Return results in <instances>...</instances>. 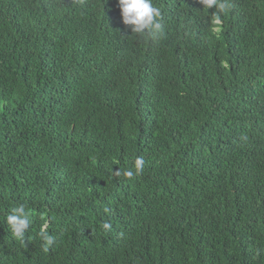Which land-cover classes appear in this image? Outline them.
Masks as SVG:
<instances>
[{
    "label": "trees",
    "instance_id": "1",
    "mask_svg": "<svg viewBox=\"0 0 264 264\" xmlns=\"http://www.w3.org/2000/svg\"><path fill=\"white\" fill-rule=\"evenodd\" d=\"M153 3L0 0V264H264V0Z\"/></svg>",
    "mask_w": 264,
    "mask_h": 264
},
{
    "label": "clouds",
    "instance_id": "2",
    "mask_svg": "<svg viewBox=\"0 0 264 264\" xmlns=\"http://www.w3.org/2000/svg\"><path fill=\"white\" fill-rule=\"evenodd\" d=\"M202 5V9H215L211 16V25L216 31L220 30L222 24L221 15L231 11L230 0H198ZM119 7L121 22L125 26H130L132 34L140 39H147L157 42L161 39L164 26L160 22L161 10L155 6L153 0H117ZM145 160L142 156H138L134 162V169H128L124 172L118 170L113 171L116 175H123L129 179L143 172ZM6 223L11 230L14 239L23 242L25 234L31 226L30 213L26 210L24 204L12 207L6 216ZM105 230L111 229V224L103 223ZM44 250L55 244V237L49 235L47 231L41 232Z\"/></svg>",
    "mask_w": 264,
    "mask_h": 264
}]
</instances>
